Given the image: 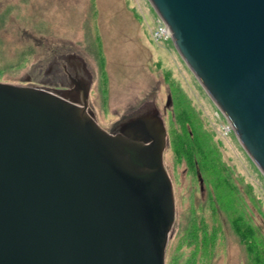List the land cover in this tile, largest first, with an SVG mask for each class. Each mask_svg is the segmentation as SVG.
<instances>
[{
	"label": "water",
	"instance_id": "1",
	"mask_svg": "<svg viewBox=\"0 0 264 264\" xmlns=\"http://www.w3.org/2000/svg\"><path fill=\"white\" fill-rule=\"evenodd\" d=\"M147 1L264 176V0ZM89 89L0 83V264H165L164 124L145 107L107 133Z\"/></svg>",
	"mask_w": 264,
	"mask_h": 264
},
{
	"label": "rangeland",
	"instance_id": "2",
	"mask_svg": "<svg viewBox=\"0 0 264 264\" xmlns=\"http://www.w3.org/2000/svg\"><path fill=\"white\" fill-rule=\"evenodd\" d=\"M158 22L147 0H0V83L37 88L30 85L43 81L55 59L69 56L86 67L92 85L89 104L102 130L110 133L124 118L155 108L167 134L163 164L176 211L165 264H190L194 248L184 235L192 222L209 228V235L214 232L210 229L220 230L213 258L203 263L254 264L248 243L240 245L232 231L239 216L255 230L256 264H264V176L171 39L154 41ZM183 109L192 114L204 151H216L217 157L208 156L213 158L214 181L219 174L227 175L235 191L231 205L214 194L212 180L201 192L196 172L185 161H176L171 141L183 134L176 122Z\"/></svg>",
	"mask_w": 264,
	"mask_h": 264
},
{
	"label": "trees",
	"instance_id": "3",
	"mask_svg": "<svg viewBox=\"0 0 264 264\" xmlns=\"http://www.w3.org/2000/svg\"><path fill=\"white\" fill-rule=\"evenodd\" d=\"M193 116L187 110H180L176 116L177 124H180L182 127V135L175 136L171 145H174V156L177 162L185 161L186 165L191 171L196 172V178L198 183L202 186V191L206 189L207 185L209 186L210 181H214V168L211 167L212 159L210 156L217 157L216 151H204V146H201V143L198 138V133L195 129ZM209 156V157H208ZM213 164V163H212ZM216 172L220 173L218 165L216 167ZM225 168V167H224ZM222 173V171H221ZM216 174V173H215ZM210 177L211 178L210 180ZM214 181L213 192L214 194H220L222 198H227V205H231V200L229 199L232 196V192L235 193L233 185L230 184V181L225 173L219 174ZM205 188V189H204ZM232 191V192H231ZM230 200V201H229ZM225 201V199H224ZM221 200L224 207H222V212H225V203ZM233 205V204H232ZM234 208V206H233ZM234 210V209H233ZM232 210V211H233ZM234 213V212H233ZM233 224V233L237 237L239 244L241 242L248 243L247 253L250 256H254V264H256V232L251 225H244L243 217L239 216L234 219ZM209 229V228H208ZM207 227H201L195 222L191 223V227L188 228V231L184 235V240H187L189 247L194 248V252L189 255L191 258L190 264H202L204 259L213 258L215 254V245L220 238V230L210 229L214 231L212 234H208L209 230ZM202 251V252H201ZM201 252V253H200ZM205 264V262L203 263Z\"/></svg>",
	"mask_w": 264,
	"mask_h": 264
},
{
	"label": "flooded vegetation",
	"instance_id": "4",
	"mask_svg": "<svg viewBox=\"0 0 264 264\" xmlns=\"http://www.w3.org/2000/svg\"><path fill=\"white\" fill-rule=\"evenodd\" d=\"M62 60L64 64L61 63ZM88 75L82 61L69 56L58 57L44 73L43 81L38 85L31 84L30 86H36L50 92H65L75 101L82 102L84 91L90 85Z\"/></svg>",
	"mask_w": 264,
	"mask_h": 264
},
{
	"label": "built area",
	"instance_id": "5",
	"mask_svg": "<svg viewBox=\"0 0 264 264\" xmlns=\"http://www.w3.org/2000/svg\"><path fill=\"white\" fill-rule=\"evenodd\" d=\"M158 24V28L152 34L154 41L159 43L162 39H170V33L167 27L160 20Z\"/></svg>",
	"mask_w": 264,
	"mask_h": 264
},
{
	"label": "crops",
	"instance_id": "6",
	"mask_svg": "<svg viewBox=\"0 0 264 264\" xmlns=\"http://www.w3.org/2000/svg\"><path fill=\"white\" fill-rule=\"evenodd\" d=\"M91 86H92V85H89V88H91ZM90 92H92L91 89H89V98H90V95H91ZM90 107H91V105H90ZM91 109H92V107H91ZM92 111H93V109H92ZM93 113H94V112H93Z\"/></svg>",
	"mask_w": 264,
	"mask_h": 264
}]
</instances>
